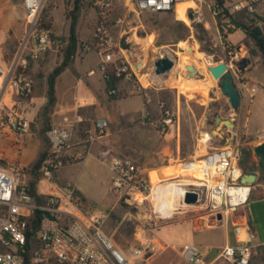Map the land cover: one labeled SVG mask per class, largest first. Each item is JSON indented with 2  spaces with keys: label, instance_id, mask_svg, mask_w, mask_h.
<instances>
[{
  "label": "built area",
  "instance_id": "built-area-1",
  "mask_svg": "<svg viewBox=\"0 0 264 264\" xmlns=\"http://www.w3.org/2000/svg\"><path fill=\"white\" fill-rule=\"evenodd\" d=\"M46 0H22L24 9V30L17 41L11 58L0 63V77L6 78L7 85L19 96H29L32 93V80L27 74L30 60H38L48 51L53 43L49 27L46 26L41 11ZM91 1V0H88ZM95 1V0H92ZM97 1V0H96ZM190 1L185 7L187 26L207 23L204 7H207L216 21L223 7L216 1L205 0H130L138 11L174 12L179 3ZM264 0H237L232 3L229 12L258 13L256 6ZM56 1L51 6L56 7ZM100 10L94 24L93 43L102 59L99 69L105 73L113 72L116 77L125 80H136L143 85L137 73L134 79L132 67L126 56H122L123 49L119 45L107 22V11L111 8V0L97 1ZM118 22V21H117ZM218 28V27H217ZM242 48L226 47L225 61L231 70L236 84L248 89L255 87L242 76L238 63L243 58ZM162 54H160L161 56ZM123 58L121 64L117 60ZM208 63L213 64L211 56ZM146 66L140 71L145 70ZM139 71V72H140ZM153 75L159 78L155 82L150 79L148 86H159L165 75ZM115 88L109 90L114 94ZM0 95V128L7 127L16 133H23L28 123L20 116L3 113ZM174 120V113L168 108H162L159 121L160 128L165 131ZM94 132L89 134L88 141L92 142L106 133L108 123L104 119H97ZM47 140V156L40 163L35 172L34 190H30V176L25 166L17 162L0 165V264H143L151 258L157 249L158 242L148 236L144 229L136 234L137 243L127 249L115 244L102 230L104 216L102 214L86 215L78 204V196L71 186H60L54 179L56 172L65 164L75 161L65 154L69 144L70 132L67 126H49L44 131ZM260 138L264 135L259 134ZM209 135L207 140H209ZM240 148L237 145H223L211 148L201 157L180 164L192 165L200 173V177L187 181L178 193L180 207L198 208L210 213L217 220L218 214L227 215L244 207L252 189L251 182H242L245 174L240 165ZM80 154L78 157H81ZM78 159V158H76ZM113 172V188L118 190L126 200L133 198L142 200L151 198L155 214L161 218L164 209L156 211V205H163L166 195H159L150 183L148 170L138 162L128 157L102 155ZM179 180L180 177L168 180ZM161 181L159 183H163ZM188 192L197 194L195 203H186L184 198ZM164 208V207H163ZM165 209H167L165 207ZM163 210V211H162ZM39 213L38 227L29 237L32 221ZM235 233L243 243L227 245L221 248L217 260L226 264H249L252 254L253 233L245 219L235 226ZM29 261L25 262V255ZM179 255L185 264H213L208 261L191 242H185L179 247Z\"/></svg>",
  "mask_w": 264,
  "mask_h": 264
},
{
  "label": "crops",
  "instance_id": "crops-1",
  "mask_svg": "<svg viewBox=\"0 0 264 264\" xmlns=\"http://www.w3.org/2000/svg\"><path fill=\"white\" fill-rule=\"evenodd\" d=\"M1 1L9 2V0ZM55 1L57 3L56 7L51 6L48 12L42 16L50 24L49 29L54 40L52 46L38 60H30L28 64L27 74L32 80V93L29 96H19L7 85L6 78L0 77L3 113L20 116L28 123L27 130L21 134L7 127L1 129L0 142L4 137L3 141L7 143V147L16 154L15 159L7 162H17L27 169L31 167L47 147V140L44 135L45 129L55 125L68 127L70 137L65 154L69 158L75 159V161L80 159L78 163H84L88 154L95 158H102L103 154L107 157L119 155L136 162L138 156L144 155L147 156V162L155 166L145 167L142 165L149 172L150 170H156L152 168L161 169L166 166L179 165L183 161L195 158L199 152L201 157L203 150L208 151L215 148L213 143L209 141L200 144V148L194 144L191 150L185 149L182 142L178 112H176L177 117L175 114L176 118L173 123L166 127L165 131L160 128L159 121L162 116V106L169 103L176 108L181 95L178 89V86L180 88L181 79L179 85L167 84L168 80L171 79L172 72L162 77L163 83L159 86L138 85L136 80L119 79L115 85V96L109 94L105 74L99 69L102 56L93 43L94 24L100 10L97 1L103 0ZM205 1L213 2L214 0ZM236 1L225 0V4L231 8L232 3ZM111 3L112 6L107 11V22L113 35L120 40L121 36L126 34V42L129 44L128 50L135 45L136 39L139 38L137 41L142 50L141 58L144 57V44L151 38L149 36L153 30L146 19L155 14H172L175 19L186 21L185 7L190 5L188 3L177 5L176 13H174L138 11L132 6L130 0H111ZM13 4L22 8L24 17L22 0H13ZM259 6L262 9H259L256 15L264 16V3L259 4ZM204 12L207 23L202 25L205 31H209L214 28L216 21L207 7H204ZM72 25L76 37L74 54L69 65L55 78L54 101L50 104L48 75L63 58L64 49L69 43ZM187 27L190 35V32H193L194 25ZM120 54L127 58L126 53L122 52ZM2 62H5V60L0 63ZM140 65L141 67H139ZM131 67L139 76L144 73L152 75V63H150L148 69L142 71H140L143 68L141 63L138 66H136V63H132ZM137 67H139L140 72ZM251 67L252 61L242 72V75L251 73ZM174 76L177 79L179 76L181 77V73H174ZM185 77H187V73H184L183 78ZM249 82L255 87L252 81L249 80ZM188 85H198V83L192 82ZM236 85L238 87V84ZM180 89L186 91L184 88ZM240 89L249 93L251 103L252 92L244 87ZM240 94L241 106H246L245 117L247 119L248 115L246 114L249 112V104L246 98L242 96L241 91ZM240 115L241 111L238 110L236 117H240ZM97 119L106 120L108 127L103 136L90 142L87 139L89 134L95 131L93 124ZM243 129L249 135L245 123H243ZM226 131V128H224L223 133H226ZM261 133L264 135V132L260 131L257 136L248 137V141L245 142L250 149L251 160L242 168L245 174L255 173L256 179L252 183L250 196L244 207L233 213L221 215V218L217 220L213 219L208 212H200L199 217L186 220L185 226L182 227L187 242L199 245L200 252L208 261H213V264H226L217 260L221 248L243 243L237 238L234 229L243 219L246 220L254 235L252 238L253 256L252 254L251 256L254 257L259 253L261 257L264 255V162L255 155L253 150L256 144L264 141V137H259ZM157 137H161L159 145L156 143ZM206 139L207 137L202 141ZM80 154L82 156L78 157ZM162 160L167 162L174 160L179 163L161 164L160 161ZM66 165L56 172L55 176L58 181L68 176L69 168ZM67 182L66 185L71 186L83 198L82 190L77 188L70 179H67Z\"/></svg>",
  "mask_w": 264,
  "mask_h": 264
},
{
  "label": "rangeland",
  "instance_id": "rangeland-1",
  "mask_svg": "<svg viewBox=\"0 0 264 264\" xmlns=\"http://www.w3.org/2000/svg\"><path fill=\"white\" fill-rule=\"evenodd\" d=\"M51 2L52 0L44 2L41 11L42 16L51 8ZM256 8L258 12L259 9H262L259 5ZM233 17L235 22L228 24L230 29H224V32H227V37H224L219 28L214 25V28L206 31L208 41L202 43L195 38V28H193V32H190L187 38H181L176 41L177 37H181L186 28H188L186 24L179 19H175L172 14H155L146 19L153 30L149 36L151 38L144 44V57L141 58L142 50L137 41L139 38L136 39L135 45L129 50L123 49L122 51L127 54L130 66L132 63H137L140 59L139 62L143 63L142 67L146 66L144 69H148L152 60L164 53V48H169L176 52L177 54H172V57L176 56L177 60L173 67L174 70L171 71V79L168 80L167 84L179 85V80L181 79L180 88H184L186 91H182L178 86L181 95L176 105L177 107L175 108V106L165 103L162 108H168L174 112V119L177 117L176 112H178L184 148L191 150L194 144L200 148V144L209 141L215 147L237 145L241 153L240 161L242 166H244L251 160L250 149L244 140H248V137L257 136L260 131L264 132V66L255 50L254 41L249 34L251 30L257 28L264 39V16L256 15L253 17V14H248L247 16L243 12H238ZM23 21V10L21 7L15 6L13 0L0 2V62L3 60L8 61L11 58L23 30ZM222 22L227 23L228 21L227 19H222ZM197 25L204 29L202 24ZM201 46L206 47V49L201 50ZM227 46L232 49L242 48L243 57H249L252 61L250 69L252 72L242 75L252 81L255 86V91L251 93V103L249 101V93L240 89L242 87L238 84V89L249 104V112L246 114L248 115L247 119L245 117L246 106H241V103L239 106L241 115L236 117V113L231 108L226 96L220 92L216 78L212 76L214 79L212 84L209 81H204V77L199 70H196L199 73L198 77L194 76L195 78L192 79L190 75L188 76L189 70L186 65L195 66V60L197 58L201 60L203 55L205 57L211 56L212 62L227 59ZM179 55L182 56L180 57ZM132 72L136 76L133 69ZM177 72L181 73V77L179 76L176 79L174 73ZM184 73H187L185 78H183ZM144 74L140 76H144V79H147V74ZM192 82H197L198 85H188V83ZM212 88H216V94L212 93ZM216 115L232 118L233 122H235L234 127L226 128V133L221 135L211 134L210 130L215 126ZM235 118L237 119L235 120ZM243 123H245V128L249 135L243 129ZM208 135L210 137L209 140L202 141ZM3 138L2 142H0V165H6L9 163L7 162L8 160L16 157L15 152L7 147V143L3 141ZM160 142L161 137H157L156 143L159 145ZM45 150H47V147ZM203 151V154H205L206 151ZM199 157L200 152L192 159ZM146 159L147 156L140 155L136 160L145 167H155L154 164L148 163ZM79 160L65 164L69 168L67 177L58 181L55 176L54 179L60 186L66 185L68 183L67 179H70L77 188L82 190L83 198L74 190L78 196L79 207L86 215L102 214L104 216L102 230L116 245L123 249L135 245L137 243L135 237L137 232L144 229L148 236L157 240L158 245L151 258L144 261L143 264H185L179 255V244L188 241L182 227L185 226L186 220L197 218L200 216V212L206 211L182 206L179 210H176L177 213L173 217L161 219L155 214L150 197L143 198L141 201L133 198L126 200L124 195H121L118 190L113 188L112 171L102 158H95L88 154L84 163H78ZM160 163L174 164L179 162L162 160ZM181 167V165H171L161 169L175 171ZM152 169L157 170V168ZM196 246L200 251V246ZM252 256L250 264H264V255L262 256L263 258L260 253L259 255H254V257Z\"/></svg>",
  "mask_w": 264,
  "mask_h": 264
},
{
  "label": "water",
  "instance_id": "water-1",
  "mask_svg": "<svg viewBox=\"0 0 264 264\" xmlns=\"http://www.w3.org/2000/svg\"><path fill=\"white\" fill-rule=\"evenodd\" d=\"M126 34H123L119 40V45L122 49H128L129 44L126 42ZM171 50V49H170ZM171 54L163 53L161 56H158L152 60V71L156 75H164L170 73L175 65L176 56L172 57ZM249 57H243L238 63V69L243 72L247 66L250 64ZM141 62H137L138 66ZM188 68V76L190 75L191 68L189 65H186ZM208 70L210 74L217 79V85L220 92L226 96L231 108L234 110V113H237L240 106L241 94L240 91L232 77L231 70L228 68L225 61H219L213 64L208 65ZM199 73H196L195 77H198ZM212 93L216 94V88H212ZM234 122L232 118H224L220 115L215 116V126L210 130L211 134L221 135L224 132V128H233ZM255 155L264 162V141L256 144L253 148ZM256 179L255 173L244 174L241 178L242 182H254ZM186 203H195L197 200V194L194 192H188L184 198ZM217 217L220 219L221 214H218Z\"/></svg>",
  "mask_w": 264,
  "mask_h": 264
},
{
  "label": "trees",
  "instance_id": "trees-1",
  "mask_svg": "<svg viewBox=\"0 0 264 264\" xmlns=\"http://www.w3.org/2000/svg\"><path fill=\"white\" fill-rule=\"evenodd\" d=\"M216 3H218L220 6L223 7V12H224V16H221V14L217 17V27L219 28V31L223 33V36L226 37L227 36V32H224V29L229 30L230 28H228V24H233L235 22V18L233 17L235 13H231L229 12V10L227 9V7L224 6L225 0H215ZM245 15L248 16V14L245 13ZM44 21L46 20L45 18H43ZM222 19H227V23L222 22ZM46 26L50 27V24L48 21H46ZM195 28V38L199 41V42H207V32L205 31V29H203L201 26L199 25H194ZM249 34L251 35L253 41H254V46H255V50L258 53V55L260 56V60L262 62V64L264 65V39L261 35V32L257 29L254 28L253 30H251L249 32ZM189 35V29L186 28V31L184 32V34L181 37H178L176 39V41H178L179 39L183 38H187V36ZM76 44V37H75V32H74V27L72 25L71 27V31L69 34V43L66 46V48L64 49L63 52V58L61 60V62L55 66L53 68V70L51 71V73L48 75V97H49V103H53L54 101V81L56 76L66 67L69 65L72 55L74 54V47ZM206 47L201 46V50H205ZM123 60V58H120L117 60V64H121V61ZM134 79L135 75L133 74ZM105 79L107 81V86H108V91L112 88H115V85L117 83V81L120 79L119 77H116L113 72H107L105 73ZM112 96H115L114 94H110ZM48 128V127H47ZM46 128V129H47ZM1 129V128H0ZM248 140L245 139L244 142H247ZM47 152H48V148L47 150H45L44 152H42L40 154V156L37 158V160L33 163V165L31 167H29L28 170V175L30 176V190L33 191L34 190V178L37 177V174L35 172L36 168H38V166L40 165V163L46 158L47 156ZM250 152V151H249ZM240 165L242 166V163L240 161ZM243 170V168H242ZM244 172V170H243ZM36 218L33 219L32 221V225H31V230L29 231L28 235L29 237L33 234V232L36 231L37 227H38V219H39V213L36 212L35 213ZM29 261V256L26 254L25 255V262L27 263Z\"/></svg>",
  "mask_w": 264,
  "mask_h": 264
},
{
  "label": "bare ground",
  "instance_id": "bare-ground-1",
  "mask_svg": "<svg viewBox=\"0 0 264 264\" xmlns=\"http://www.w3.org/2000/svg\"><path fill=\"white\" fill-rule=\"evenodd\" d=\"M185 3L191 4L190 2H182V3H179L178 6L185 4ZM163 52L167 53V54H171V50L168 48H164ZM173 53L177 54L176 52H172V54ZM179 56L181 57L182 55H179ZM189 56H191V55H189ZM203 56H202L201 60H199L198 58L195 60V62H196L195 66H193V65L190 66V68H191L190 78L194 79L195 78L194 76L197 73L196 70H199V72H201L203 77H204V81H209L212 84L214 82V79L208 70L209 59L207 57H205V56L203 57ZM191 58H192V56H191ZM176 60L177 59H175V61ZM192 62H193V59H192ZM142 65H143V63H142ZM172 70H174V68ZM141 76L138 75V78L143 85H145V84L149 85L150 79H152L155 82L159 81V78L157 76L153 75V73H152V75L147 74L146 75L147 79H144V76L143 77H141ZM203 77H201V78H203ZM179 165H181L182 167L180 169H176L175 171L157 169V170H150L148 172L150 183L153 185L154 189H157V192L159 195L163 194V192H164V196L166 195V200L164 201L163 205H161V206L156 205L157 212L160 211L161 209H164V211L162 210L163 211L162 213L165 217L166 216L167 217H173V215H175L177 213L174 210L177 209V206L179 205L178 193L181 190L182 185L187 184L186 183L187 181L194 180V178L200 177V173L197 172V170H195V168H191L192 165H183V164H179ZM178 176L180 177L179 180H176V179L175 180H168L170 178H175ZM161 181H164V182L159 183ZM186 206H188V205H186ZM165 207L167 209H165Z\"/></svg>",
  "mask_w": 264,
  "mask_h": 264
}]
</instances>
